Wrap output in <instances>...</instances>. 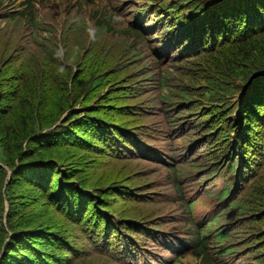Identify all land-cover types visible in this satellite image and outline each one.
I'll use <instances>...</instances> for the list:
<instances>
[{"label":"rangeland","instance_id":"374dc122","mask_svg":"<svg viewBox=\"0 0 264 264\" xmlns=\"http://www.w3.org/2000/svg\"><path fill=\"white\" fill-rule=\"evenodd\" d=\"M8 2L9 0L0 2V53H2L0 55V102L3 101L5 95H8L7 93L11 87V91H13L12 82L14 74L18 70L17 67L28 61L29 57L27 56H31L35 65L30 69V75L33 74V69L36 68L37 70L33 78L31 77V84L35 86L40 78L43 79V82L48 81L45 87L48 86L49 91L46 93L45 87L40 90L43 100L39 103L42 108L43 104L46 107V100L53 101L52 105L56 110L53 111L51 116H54L57 110H60L56 121L59 123L65 122L67 125L80 119L94 118L100 122L102 120L97 117L102 116L109 121L107 124H111L109 126L115 129H120V126L122 128L130 125L136 126L139 128L141 135L148 137L145 139L137 131L136 137L139 140L145 139L152 144L158 142L159 147L163 146L167 149L168 161L171 162L174 158H177L178 165L185 166V172L189 174L174 173L171 175L169 173L170 168L165 162L162 164L155 161L154 156H158V153L153 150V152L148 153L150 156H146L148 158H144L142 156L144 154L132 156L144 150L141 145L139 147L131 145L133 150H122L119 153V158L114 157L113 155L116 152L111 151L109 153L110 149L96 135H94L96 136L94 137L95 141H91L93 144L84 142L82 136H78L76 143L63 146L64 150H61L59 154L60 160L65 164L70 159L78 160L79 168H76L75 172L81 178V181H78L79 185L81 183L82 186L88 187L91 191L100 193L102 197L98 200L93 198L94 203H96L95 207L92 203L88 204V201L78 204V222H74L62 210L59 211L46 199L42 202V205L40 204L37 215L47 219L51 228L67 234L71 243L68 248L74 250V252H66L64 249H67V247L64 241L60 240V243L56 245V251L62 255V257L60 256L62 264H120L122 262L119 261L116 252L119 249L118 244L123 246L128 243L124 239V235L130 237L132 240L130 243L135 247L141 246V242L149 240L148 235L150 232L146 227L149 224H162L161 229L170 228L176 233L184 234L189 228V224L186 222L189 217L175 187L178 180L181 181L186 196L191 200H196L193 211H189L194 216L201 218L203 217L200 216L201 214L221 204V202L217 203V193L221 191L222 186L229 178L230 159L234 160L239 155L237 153L231 158H225V151L232 147L235 149L238 129L241 128V132H243L245 131L244 126H247L245 117L242 123H237L236 127L228 125L230 116L240 117L239 105L242 102L240 99L244 98L245 101L244 88L238 89L233 95L223 98L226 101L220 100L217 103V101L214 102L211 98H206V95H203L185 105L170 103L166 98H162L163 95H166L163 92V90L166 91V88L158 86L161 76L166 73L169 77L168 83L174 84L177 88L183 87V85H180L181 83H186L188 73H193V76L196 77V86L192 90L195 93L206 84V79L198 69L199 65L195 63L201 61L204 54L197 56L196 53L191 51L192 47L188 46L186 49L180 50L173 48L169 52L166 50V44L161 47L165 36L169 33L166 27H170V30L174 29V32L188 28L187 25H184L186 19L178 18L175 13L181 14L184 9L188 13L187 16L193 13L194 8L189 7L191 6L190 1L97 0L96 3H99L102 12L104 10L106 13L109 12L103 19L110 18L115 24V26L110 27V30L95 25L97 20L95 19L96 16L92 14L93 5L90 2L80 6V4L78 5L80 0H47L45 3L36 1L40 12L39 16L45 20V26L53 27L52 41H55L58 45L56 54L50 57H48L46 51H43L42 46L45 45L26 41L22 32L23 25L17 24L15 21L6 22L7 13L15 12V9L21 3L17 0H12L11 3ZM208 3L210 4V2ZM70 4L78 6V8L69 11ZM175 5H178L176 9L174 8ZM135 6H145L144 9H149L150 12L149 15L139 16L142 17L143 27L147 30L145 31V37L142 36V39L136 36L135 32L132 34L128 30V24L137 27L136 29L139 28L138 21L140 18L135 17ZM196 13H198L199 19L200 12ZM69 19L78 20V22L73 23ZM11 23L17 25L14 26ZM156 23L158 26L153 28ZM45 32L42 31L41 33ZM24 42H27L24 47L26 49L21 48V44ZM90 44L101 47V50H99L93 46L95 54L98 51L103 53L105 50H109L113 54L109 56L110 62L106 63V66L113 62L115 55L118 57L111 68H108L107 73H113L112 78L110 80L103 79V82L97 88H92H95L94 90L89 88L90 81H88L87 72H84L86 78L83 84L78 85V74L82 73L81 67L85 65L84 61L89 60V63L96 61L91 57L86 58L87 55L85 54L89 48L87 46ZM17 49H22L24 57L17 53ZM155 52L161 53L162 56L158 54L157 56ZM9 55H11V60L3 68L2 65ZM193 56H195L194 59ZM44 59L52 65L48 77L43 76V73H47L50 69L48 66L44 68ZM184 59H187L188 64L193 67L187 66ZM115 65L116 67H114ZM236 81L240 82L239 79H236ZM60 83L61 85H59ZM30 97L32 98L33 94ZM62 97H65L66 103L58 105ZM175 99L180 100L181 98L176 97ZM6 101L8 99H5L4 102ZM101 102L105 104L100 105ZM233 103H235L234 106L238 105L235 108L233 107L234 110L228 115V109H231ZM192 104H195L194 108L190 113H187L185 107H191ZM19 108L20 104L15 108V112ZM177 111H180L182 115L175 116ZM223 113L228 119L227 123L226 121L221 123L218 120V117ZM8 118H11V116L8 115ZM218 123L221 124L218 125ZM206 126H212L209 127L211 134L205 133L210 130L206 129ZM259 126L260 128H258ZM263 127L264 122L257 124L253 120L251 124L252 132L255 129L259 131L261 143L263 141L260 135L262 134L264 138V130L261 129ZM224 130H227L226 135L229 133V137L223 139V136H220L218 143H216L218 149L212 150L214 138L218 136L217 134H223ZM104 132L107 133V130ZM81 135L84 136V133H81ZM104 136L107 137L106 134ZM145 140H143V146H147ZM257 143L258 141L255 142V144ZM130 144H132L131 141L128 145ZM210 149L211 151H209ZM219 149L222 150L224 155L218 162L223 165L218 175H213L204 182H198V178L202 174L211 172L212 167L207 168V165H209L207 157ZM185 156H193L194 162L204 168L195 171L193 165H184ZM74 161H71L70 164H74ZM261 168L264 169V163ZM239 171L240 169H238ZM254 178L253 175L249 179L241 180L240 186L243 184L244 187L246 186L245 191L242 192L244 198H247L248 194L246 195V193L249 188V190H253L254 187L258 189L262 187ZM206 183H209V186L212 184L209 188L211 194H204L199 190L201 185L203 184L202 187L204 188ZM119 186L123 188L122 191H118ZM240 192L241 189L236 194ZM138 193H145L147 196L141 197L142 199L139 200L136 199L135 195ZM249 200H251V197H249ZM108 212L115 214L116 217ZM103 213L108 218H106L108 222L115 221L114 225L116 224L117 228L121 226H119L121 223L122 226L126 224L125 228L122 227V231L119 229L118 232L114 230L110 233L112 235L110 239L115 240L116 243L112 244L109 250L101 249L105 247L102 235L109 233L110 230L116 227L113 225V227L108 228V223L104 222ZM258 213L249 211L245 213L242 219L233 217L234 221L230 223L229 228H235L233 241L237 240L238 242L228 244V246L238 245L240 249L233 257L226 255L221 260L216 258L220 263L259 264L258 260L264 257V250H257V247H264V223L259 221L254 223L252 221L251 226L248 223V218L253 220L251 218ZM143 218L146 219L144 220L145 223L139 221ZM97 219H99V222H97ZM220 220L223 219L220 218ZM208 221L204 224H207ZM104 225L107 227H104ZM249 229H251L250 234ZM156 233L160 234L161 240L164 239L160 232ZM254 235L256 236L253 241L260 240L261 242L253 248H244L242 245L246 241L252 240ZM243 236H246L245 239H242ZM150 247L157 248L159 246L152 244ZM183 254L185 255L181 257V261L178 259L174 264H200L199 259L195 258L191 251L184 250ZM213 255L217 254L213 253ZM127 259L129 260L128 257ZM213 263L217 264L216 261H213Z\"/></svg>","mask_w":264,"mask_h":264},{"label":"trees","instance_id":"16d2710c","mask_svg":"<svg viewBox=\"0 0 264 264\" xmlns=\"http://www.w3.org/2000/svg\"><path fill=\"white\" fill-rule=\"evenodd\" d=\"M36 1L45 3L47 0H22L15 12L7 13L6 22L15 21L17 24L23 25L22 32L26 41L45 45L42 46L43 51H46L48 57H50L56 54L58 45L55 41H52L53 27L45 26V20L39 16L40 12ZM96 1L80 0L78 5L82 6L86 2H90L93 5L92 14L96 16L95 19L97 20L95 25L110 30V27L115 26V24L110 18L103 19L109 12L106 13L105 10L102 12L99 3H96ZM188 1L191 5L189 7L194 8L193 13L187 16L188 13L185 9L181 14L175 13L178 18L186 19L184 25H187L188 28L185 26L186 29H179V32H174V29L170 30V27H166L169 33L165 36L161 47L166 44V50L169 52L173 48L180 50L186 49L188 46L192 47L191 51L196 53L197 56L204 54L201 61L195 63L199 65L198 69L206 79V84L195 93L192 90L196 86V77L193 76V73L186 75V83H181L180 85H183V87L180 86L179 88L172 83H168L169 77L166 73L161 76L158 84V86L166 88V91L163 90L166 95H163L162 98H166L170 103L188 105L193 99L206 95V98H211L212 101L218 103L220 100L226 101L223 98L233 95L238 89L244 88L245 101L244 98L240 99L242 101L239 105L240 117L230 116L228 125L236 127L237 123H242L245 117L247 128L244 126L245 131L243 132H241V128L238 129L235 149L232 147L225 151V158H231L237 153L239 155L234 160L230 159L229 178L222 186L221 191L217 193V203L221 202V204L210 212L201 214L200 216H203L201 218L194 216L190 212L193 211L196 200H191L186 196L181 181L178 180L175 187L188 212L189 218L186 219V222H188L189 228L184 234H180L170 230V228L161 229L162 224L146 225L150 232L148 235L149 240L141 242V246L137 247L130 243L132 240L128 235H124V239L128 243L123 246L118 244L119 249L116 252V256L122 262L120 264H174L178 259L181 261V257L185 255L183 254L184 250L191 251L194 257L199 259L200 264H214L213 261H216L217 264H228L227 262L220 263L216 258L221 260L226 255L233 257L240 249L238 245L228 246V244L238 242L237 240L233 241L235 228H229L230 223L234 221L233 217L242 219L246 212H260L251 218L253 220L248 218V223H250V226L252 221L254 223L256 221L264 223V169L261 168L264 163V138L261 134L263 141L261 143L259 131L256 129L253 132L251 131L253 120L257 124L264 122V0H183V2ZM135 7L136 18H141L139 16L143 14L146 16L150 13L149 9H144L145 6ZM177 7L178 5H175L174 8ZM77 8L78 6L70 4L69 11ZM196 12H200L199 19ZM69 20L73 23L78 22V20ZM11 25L14 24L11 23ZM155 26H158L157 23L153 25V28ZM136 28L128 24L130 33L135 32L140 39H142V36L145 37V31L147 30L142 27ZM42 31L46 32L41 33ZM27 42L22 43L21 48H24ZM47 43L49 45H46ZM93 46L101 50V47L90 44L87 46L89 48L85 55H87V59L91 57L96 61L89 63V60H82L85 65L81 67L82 73L78 74V85H82L86 78L84 72H87L90 90H94L93 87L97 88L103 82V79L110 80L112 78L113 73H107L108 68H111L118 58L115 55L113 62L106 66L105 64L110 62L109 56L113 54L109 50H105L103 53L98 51L95 54ZM17 53L24 57L22 49H17ZM155 54L160 55L161 53L155 52ZM27 57H29L28 61L19 65L20 68L17 67L18 70L14 74L13 91H11V87L7 93L8 95H5L3 101L0 102V264H62L60 258L62 255L56 251V245L60 243V240L64 241L68 249H64L66 252H74V250L68 248L71 243L67 234L51 228L47 219L37 215L40 204L42 205V202L46 199L59 211L62 210L74 222H78V204L88 201V204L92 203L95 207L96 203H94L93 198L98 200L102 197L100 193L91 191L88 187L82 186L81 183L79 185L78 181H81V178L75 172V169L79 168L78 160L70 159L67 160L66 164L60 160L59 154L61 150H64L63 146L76 143L78 136H82V140L90 144L95 141L94 137L97 136L110 149L109 153L111 151L116 152L115 155H110L119 158L120 151H131L133 150L131 145H135V147L141 145L144 150L132 156L144 154L142 156L145 158L150 156L148 155L149 152L155 151L158 153V156H154L155 161L162 164L165 162L170 168L169 173L171 175L174 173L189 174L185 172V166L178 165L177 158H174L171 162L168 161L166 148L159 147L158 142L154 144L147 142L145 139L148 137L141 135L139 128L136 126L130 125L123 128L120 126V129H115L110 127L111 124H107L109 121L100 115V117H97L102 120L100 122L94 118L80 119L67 125L65 122L59 123L56 121L60 110H57L56 114L51 116L53 111L56 110L52 105L53 101L46 100V107L43 104L44 108L43 106L41 108L39 103L43 100L40 90L46 86L48 81L43 82V79L40 78L38 84L35 86L31 84V79L37 70L36 68L33 69V74L30 75V69L35 63L31 56ZM194 58L195 56H193ZM10 60L11 55L5 59L2 65L3 68L9 64L8 61ZM186 60L184 59L187 66L193 67ZM44 62V68L48 66L50 69L47 73H43V76L48 77L52 65L48 63V60L44 59ZM236 79H239L240 82H237ZM62 85L64 84L62 83ZM48 89V86L44 88L46 93H48ZM32 94L33 97L31 98ZM176 97L181 99L176 100ZM5 99H8V101L4 102ZM65 103L66 99L62 97L58 105H64ZM19 104L20 108L15 112V108ZM104 104L100 103V105ZM234 104L231 109H228V115L234 110L233 107L235 108L238 105L234 106ZM194 105L185 107L187 113L191 112ZM224 114L218 117L221 123L228 122ZM8 115L12 119L8 118ZM181 115L180 111H177L175 116ZM221 123H218V125ZM52 125L54 126L51 127ZM209 127L212 126H206V129H210ZM261 129L264 130V127ZM106 130L107 133L104 132ZM227 130H224L223 134H217L218 136L212 142V150L218 149L216 143H218L220 136H223V139L229 137V133L226 135ZM137 131L145 139L139 140L136 137ZM210 132L211 129L205 133L211 134ZM81 133H84V136ZM105 134L107 137L104 136ZM143 140L146 141L147 146H143ZM129 141L132 144L128 145ZM256 141H258L257 144H255ZM223 155L224 153L219 149L207 157V163L209 164L207 168L212 167L211 172L202 174L198 178V182H204L213 175H218L223 166L218 162ZM71 161L75 163L70 164ZM183 164L193 165L195 171L204 168L194 162L193 156H185ZM238 166L240 167L239 172L237 170ZM253 175L254 180L262 185L263 190L254 187L256 189L254 191V189L249 190V188L246 193L248 196L244 198L242 192L245 191L246 186L244 187V184L240 186L241 180L249 179ZM202 185L199 189L202 193H212L209 189L212 184L209 186V183H206L204 188ZM120 186L117 188L118 191L123 190ZM239 189H241V192L236 194ZM135 195L136 199L139 200L142 199L141 197L147 196L145 193ZM249 197H251V200H249ZM213 214L214 216H212ZM112 216L116 217L115 214H112ZM103 217L104 222L108 223V228L113 227L115 221L109 220L110 222H108V218L104 213ZM220 218L223 220L221 221ZM144 220L146 219H139V221L145 223ZM206 221L208 223L204 224ZM97 222H99V219H97ZM125 225L122 226L121 223L119 224L120 227L117 228L115 224L116 228H111L112 230L109 233L102 235L104 244L101 243L105 246L101 248L102 250H109L110 246L116 243L115 240L110 239V236H112L110 233L114 230L118 232L119 229L122 231L121 229H123L122 227L125 228ZM104 227L107 226L104 225ZM156 232H160L164 239L161 240L160 234ZM250 232L251 229H249V234ZM255 236L242 246L244 248L255 247L261 242L260 240L253 241ZM167 237L169 241H167ZM245 237L243 236L242 239H245ZM150 243L159 247H150L152 245ZM257 250H264V247H257ZM213 253L217 255H213ZM258 263L264 264V257L260 258Z\"/></svg>","mask_w":264,"mask_h":264},{"label":"clouds","instance_id":"9594fccd","mask_svg":"<svg viewBox=\"0 0 264 264\" xmlns=\"http://www.w3.org/2000/svg\"><path fill=\"white\" fill-rule=\"evenodd\" d=\"M12 2V0H9V2L8 3H11ZM17 2H21V0H17ZM7 3V4H8ZM19 4V3H18ZM21 4V3H20ZM19 4V5H20ZM13 5H15V3H13ZM16 10V9H15ZM143 20H142V17L139 19V21H138V24H139V27H142L143 29H144V27H143ZM145 30V29H144ZM159 56H162V54H160Z\"/></svg>","mask_w":264,"mask_h":264}]
</instances>
